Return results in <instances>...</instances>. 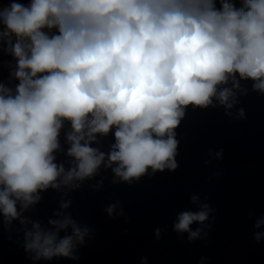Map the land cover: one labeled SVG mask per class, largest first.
Here are the masks:
<instances>
[{"label": "clouds", "instance_id": "1", "mask_svg": "<svg viewBox=\"0 0 264 264\" xmlns=\"http://www.w3.org/2000/svg\"><path fill=\"white\" fill-rule=\"evenodd\" d=\"M0 37L19 81L15 92L0 85V213L8 223L19 218L17 201L27 209L38 191L78 186L106 155L104 166L116 164L124 181L149 168L174 170L184 109L206 108L213 98L232 108L236 74L264 92V0H243L240 8L220 0L219 9L215 0H11L0 6ZM230 78L232 88H219ZM65 120L75 161L67 172L53 155ZM113 128L109 153L90 146ZM206 219V211L184 212L175 229L194 239L190 225ZM50 223L71 225L83 242L70 218ZM25 236L36 259L69 257L75 246L73 236L59 238L38 223Z\"/></svg>", "mask_w": 264, "mask_h": 264}]
</instances>
